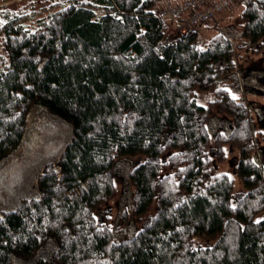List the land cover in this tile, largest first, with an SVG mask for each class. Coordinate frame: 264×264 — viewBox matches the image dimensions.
<instances>
[{
	"label": "trees",
	"instance_id": "16d2710c",
	"mask_svg": "<svg viewBox=\"0 0 264 264\" xmlns=\"http://www.w3.org/2000/svg\"><path fill=\"white\" fill-rule=\"evenodd\" d=\"M52 1L0 3V161L27 147L43 107L71 130L34 176L40 196L0 210V264L50 245L43 264H264L259 105L226 85L242 82L238 48L264 50V0H246L234 27L206 41L168 37L159 0ZM256 70L244 86L264 97ZM213 118L225 126L211 130ZM230 150L234 176L218 172ZM123 162L134 196L120 219L134 227L117 234L108 213Z\"/></svg>",
	"mask_w": 264,
	"mask_h": 264
},
{
	"label": "rangeland",
	"instance_id": "374dc122",
	"mask_svg": "<svg viewBox=\"0 0 264 264\" xmlns=\"http://www.w3.org/2000/svg\"><path fill=\"white\" fill-rule=\"evenodd\" d=\"M3 1L5 0H0V3H2ZM29 1L30 0H10L7 5L9 8L15 9L19 8ZM181 1L183 0H159L156 5V9H160L168 3H179ZM52 2V0H35L33 6L36 8L43 5H50ZM239 6H241L243 9L245 7V0H241L237 5L238 8H236V11H238L239 13L231 20H229V25L223 26V22L215 20L210 22L208 26H201L199 28V34L203 38V41L208 40L212 36V34L216 32L217 29L219 31H225L228 29V27H234L237 19H239L240 17V12L242 10ZM40 15L41 14L39 13V16ZM235 17L237 18L236 20ZM168 27V37L172 38L178 35L175 31L176 26L174 25V23H169ZM209 29H211L210 33ZM0 53H3L1 44ZM237 53L239 62L238 77L242 79L241 81L243 82V85L242 82L240 84L237 81H234L233 83L228 82L226 85L235 98L249 100L252 103H257V105H259V108L257 110L261 112L262 108L264 109V97L261 96V92L255 90L254 88H249V90L248 88H246V90L244 85L245 79L251 77V73L254 74L255 72H258V70H256L258 68L264 69V50L257 52L255 48H238ZM1 55L2 54H0V57ZM246 86H249V84H247ZM212 96L213 95L210 93L199 91L198 102L203 105L207 104V101L212 98ZM41 109H44L41 115H37L34 112L33 116L31 117L30 130L32 129V132L28 137L27 147L16 153L14 156L0 161L1 211L14 209L24 199H30L40 196V193L34 184V176L37 175L40 168L46 162H57L60 148L62 147L64 142L69 140V136L71 135L70 124L66 119L56 115L45 107ZM257 110L253 112V119L255 120L254 125L257 128L262 129V133L264 134V125H259L258 114L260 113L259 111L258 113H256ZM222 121L223 120L220 118H213L212 122L209 125L211 130L220 129L221 127L225 126L226 123L224 122L225 124H223ZM258 142L259 147L261 148L260 150L262 152V157L264 158V138H262V141L260 140ZM237 155V151H228V160L221 164L218 172L227 171L229 174L234 176V166L237 162ZM122 164H126L124 170H122V165H120V163L115 169V181L117 190L115 198L111 202L110 209L111 215L115 219L114 227L117 234L118 232H122L127 229H129V232H132V229L134 227V222L131 219L128 224H123V221L120 219V215L122 216L125 211H130L132 199L134 196V189H132L129 182L130 164L126 162H123ZM242 192H244V188L241 182L239 180H236L235 197L240 196V193ZM50 248L51 245L46 251H42L40 253V256L38 257V260L33 259L27 262L16 261V264H43L44 259L45 261H48Z\"/></svg>",
	"mask_w": 264,
	"mask_h": 264
},
{
	"label": "built area",
	"instance_id": "2783aa9c",
	"mask_svg": "<svg viewBox=\"0 0 264 264\" xmlns=\"http://www.w3.org/2000/svg\"><path fill=\"white\" fill-rule=\"evenodd\" d=\"M236 1L238 0H183L168 3L154 12L167 23H174L177 34H184L215 21L217 15Z\"/></svg>",
	"mask_w": 264,
	"mask_h": 264
},
{
	"label": "crops",
	"instance_id": "0c3cea01",
	"mask_svg": "<svg viewBox=\"0 0 264 264\" xmlns=\"http://www.w3.org/2000/svg\"><path fill=\"white\" fill-rule=\"evenodd\" d=\"M240 1L241 0L236 1L235 3H233L230 6V8H228V10H226L225 12L223 11L222 13H220L219 15H217L216 20L219 21V22H223V24H224L223 26L229 25L230 24L229 20H231L234 16H236L239 13L238 11H236V8H238L237 5L239 4ZM239 7H240V9H242L241 6H239ZM241 12H242V10H241ZM236 19L237 18L235 17V20ZM207 26H208V24H207ZM217 31H219V30L217 29L215 33H217ZM210 32H211V29H209V33ZM214 34H212V35H214Z\"/></svg>",
	"mask_w": 264,
	"mask_h": 264
},
{
	"label": "flooded vegetation",
	"instance_id": "af4514ba",
	"mask_svg": "<svg viewBox=\"0 0 264 264\" xmlns=\"http://www.w3.org/2000/svg\"><path fill=\"white\" fill-rule=\"evenodd\" d=\"M258 122H259V125H264V116L262 117L261 115H259ZM108 216L110 217V224L114 226L115 219L114 217H112L110 210H109Z\"/></svg>",
	"mask_w": 264,
	"mask_h": 264
}]
</instances>
